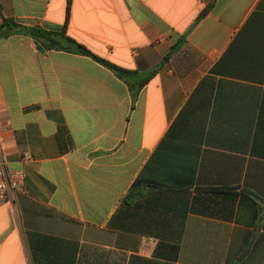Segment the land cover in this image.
<instances>
[{
	"label": "crops",
	"instance_id": "1",
	"mask_svg": "<svg viewBox=\"0 0 264 264\" xmlns=\"http://www.w3.org/2000/svg\"><path fill=\"white\" fill-rule=\"evenodd\" d=\"M0 6L137 72L0 40V264H264V0Z\"/></svg>",
	"mask_w": 264,
	"mask_h": 264
},
{
	"label": "trees",
	"instance_id": "2",
	"mask_svg": "<svg viewBox=\"0 0 264 264\" xmlns=\"http://www.w3.org/2000/svg\"><path fill=\"white\" fill-rule=\"evenodd\" d=\"M212 4L207 5V7L201 12L198 17V21L204 18L211 10ZM1 11V6H0ZM69 8H68V15L69 17ZM67 24V22H66ZM13 34H22L25 36H29L33 38L39 45L45 50H60L66 51L70 53H75L79 55H84L93 58L95 61L99 62L100 64L104 65L105 67L112 70L119 78L127 79V77L136 75L137 72L130 71L127 69H123L118 67L115 64L106 61L99 56L92 53L86 46L80 44L73 38H71L66 31V26L61 31H50L41 27H29L18 24L12 18H3V21L0 24V40L8 38ZM178 47V44L173 46L171 53H169L161 63V66L164 65L167 60L170 58V54L174 52ZM161 67H157L151 72L145 74L141 77V81L139 82L138 88L135 86H130L133 96H136L137 92H139L146 84H148L151 79L159 72Z\"/></svg>",
	"mask_w": 264,
	"mask_h": 264
},
{
	"label": "built area",
	"instance_id": "3",
	"mask_svg": "<svg viewBox=\"0 0 264 264\" xmlns=\"http://www.w3.org/2000/svg\"><path fill=\"white\" fill-rule=\"evenodd\" d=\"M28 157V155H25ZM25 175L20 171H9L0 155V207L14 201L15 192L24 187Z\"/></svg>",
	"mask_w": 264,
	"mask_h": 264
},
{
	"label": "water",
	"instance_id": "4",
	"mask_svg": "<svg viewBox=\"0 0 264 264\" xmlns=\"http://www.w3.org/2000/svg\"><path fill=\"white\" fill-rule=\"evenodd\" d=\"M38 49H39V51L44 52V49L41 46H39Z\"/></svg>",
	"mask_w": 264,
	"mask_h": 264
}]
</instances>
